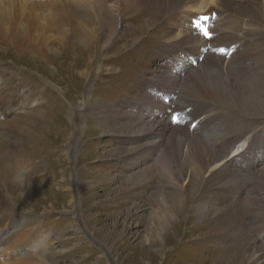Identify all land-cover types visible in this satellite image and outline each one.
Here are the masks:
<instances>
[{
    "label": "rangeland",
    "instance_id": "obj_1",
    "mask_svg": "<svg viewBox=\"0 0 264 264\" xmlns=\"http://www.w3.org/2000/svg\"><path fill=\"white\" fill-rule=\"evenodd\" d=\"M193 1L23 0L34 10L27 13V8L19 14V20H14V27L10 25L17 31L14 38H25L21 49L17 51L13 43L5 41L9 38L0 37V75L8 74L16 87L5 89L0 82V96L18 90L17 102L0 109V135L27 129V123L16 121L17 117L39 107L35 117H39L40 125L31 140L14 149L26 151L24 157L0 158V193L6 205L0 215V230L6 232L0 242V264H219L222 257V264H245V256L259 245L258 229L264 227V80L249 83L244 93L236 76L264 79V0H230L242 6L228 10L218 7L214 0L208 1L214 11L221 13L207 20L209 30L215 33L206 41L215 36L216 44L211 45L218 48L219 54L212 58L220 64L218 67L212 62L209 70L202 53L203 25H197V34L185 28L192 13H204ZM193 22L196 21L189 25ZM182 34L191 37L189 53L197 54L194 66L183 65L193 73L196 69L204 71V80L198 74L186 84V74H173L161 67L165 54L175 55L178 51L182 56L172 45L177 35L183 38ZM223 38L226 39L220 41ZM91 54L94 58L89 57ZM240 58L245 59L243 67ZM164 70L176 83L161 78ZM229 71L233 77L227 82L225 73ZM138 83L152 86V91L159 94L162 104L156 108L157 113L168 109L172 119L181 117L183 122L174 120L175 124L170 125H177L172 133L193 132L205 115L212 117L210 125L217 131L209 139L218 143V148L208 172L222 165L214 172V182L208 185L199 187L191 168L184 179L177 180L188 195L204 196L182 204L169 233L160 220L161 208L145 199V182L131 195H125L119 187V175L130 178L145 169V163L129 171L116 169L119 162L130 157L120 152L127 148L128 139L113 131L114 124L120 123L88 117L84 106L89 104L94 109L98 105L97 111L106 118L130 99L122 90ZM207 87L212 94L205 92L200 102L198 96ZM220 89L223 91H217ZM205 96L209 98L205 100ZM226 104L231 106L225 109ZM239 104L250 107L239 108ZM203 113L206 114L201 116ZM154 126L157 128L151 122L148 127ZM226 130L232 134L228 136L239 135L241 142H246L248 160L254 156L256 169L254 179L244 174L243 178L233 177L232 182L238 183L235 188L243 196L234 201L237 209L227 214L232 230L229 236L208 242L205 234L213 229L217 216L213 207L220 213L227 207L223 200L205 196L213 184L223 181V171L234 160L233 150L220 146ZM148 137L149 142H159ZM164 149L153 151L146 165L159 159ZM142 179L146 180V175ZM157 183L156 180L154 187H158ZM172 190L174 194L178 191ZM244 193L249 194L247 200ZM205 203L210 211L206 218H199V207ZM167 244L171 247L165 259L163 249ZM257 248L259 264H264V248Z\"/></svg>",
    "mask_w": 264,
    "mask_h": 264
},
{
    "label": "bare ground",
    "instance_id": "obj_2",
    "mask_svg": "<svg viewBox=\"0 0 264 264\" xmlns=\"http://www.w3.org/2000/svg\"><path fill=\"white\" fill-rule=\"evenodd\" d=\"M155 1L161 2L162 0H155ZM167 1H173V2L177 1L180 3V2L185 1V0H167ZM190 1H193V0H190ZM208 1L209 0H194L193 1L194 3H196L199 6V10L204 11V13H198V12L192 13L193 16L191 15L192 17L190 20L187 19L188 25H186L185 28H187V29L189 28V31L191 30L192 34H197L198 29H199V28H197V25L198 24L200 25V23L203 25V30H202V34H201L202 35V47H203L202 53H203V55L206 56L207 61H206L205 66L209 70L210 66H212V62L214 61L212 56L215 54L216 55L219 54V50H218V48L211 45L212 43L216 44L217 40L213 39L215 36L212 39H210L209 41H206L208 38L204 35V33L205 32L209 33L210 37H211V35H213L215 33L214 31L209 30V28H208L209 25L207 24V20L209 18H211V16L214 18L215 13L217 16H220L221 13L219 11H214L213 7H210V4L208 3ZM214 1L216 2V5L223 10H228L232 6H236L237 8H241V6H242L240 4H236V3L232 2L230 0H214ZM122 2H124V1H122ZM27 8H28L27 13H30L34 10L33 6H28V4L26 2H23V0H0V21L3 22L2 25H0V37L2 39L9 38V39H5V41H10V43H13L14 49H16L17 51H19L21 49V46L24 44L23 41L25 38L24 37L14 38L13 36H15L14 34L17 31H16V29H13L12 27H10V25H12L14 27V25H15L14 20L16 18H18L19 14L21 15L22 12H24ZM13 10H14V12H13ZM29 10H31V11L29 12ZM18 11H20V13ZM119 13H120V11L118 12V14ZM218 18H220V17H218ZM18 20H19V18H18ZM193 20H195L196 22L191 23V24H193L192 26L189 25L190 22H192ZM177 23H179V22H177ZM185 34H187V33H185ZM182 35H183L184 39L181 37V35H177L175 37V38H177V40L175 39L176 41H173V42L171 41L174 49L180 50L182 56L177 54L178 51H175V53L177 55L176 54L172 55V53L169 54L170 52L165 54L164 57L162 58L164 60V62H163V64H161V67H163L165 70L172 71L173 74H177L178 71H179V74L181 76L183 74H186L187 75V79H186L187 83L186 84L195 80L196 77L198 76V74L200 75V77H199L200 80H204L203 74L207 75L204 71H199L198 69H196L195 72L193 73L192 71H189V69H185V67L183 65L184 63H189L188 64L189 68H190V66H194V64L196 63L195 59L197 58V54L195 51L192 53H189L190 51H189L187 44H191L190 43L191 37H188V36L185 37L186 35L184 36V34H182ZM239 35L240 34H238L236 36L240 37ZM241 35H243V34H241ZM173 36H175V35H173ZM170 37H171V35H170ZM197 38L198 37L196 36V40H197ZM226 38L220 39V41H222ZM228 38H231V37H228ZM111 41L113 42L114 40H111ZM219 43H218V45L222 46ZM167 44H169V43H167ZM208 46H210L211 49H208ZM235 46H237V45H235ZM116 49L114 50V52H118ZM135 50H137V49H135ZM199 52H201V51H199ZM231 52H232V50H231ZM112 53H113V51H112ZM139 53H140V51H139ZM107 55L109 56V54H107ZM140 55L141 54H139V56ZM93 56L94 55L91 54L89 57L94 58ZM249 56H250V54H249ZM188 58H192L194 60H192V59L188 60ZM217 58H218V56H217ZM234 58H232V60ZM139 59H140V57H139ZM241 60H242L241 65L243 67V65H245L244 64L245 59L242 58ZM147 62H148V60H147ZM234 62H235V59H234ZM215 65L220 67L219 66L220 64H218V63H216ZM42 68H44V67L42 66ZM47 68H48V66L46 67V69ZM211 68H213V67H211ZM48 69H50V68H48ZM165 70L162 72L163 75L161 76V78H165V81H166V79L168 78V76H167L168 73H165ZM132 72L136 73V71H134V70ZM132 72L129 74V76L133 75ZM258 73L260 74L261 72H258ZM225 75H226V81L228 82V79L230 77H233V72L230 73V71H229L227 74L225 73ZM238 75H239V73H238ZM247 76L248 77L244 76L243 78H242V75H241V77L236 76L237 77L236 78L237 83L241 86V89H243L244 91L245 90L247 91V88H248L247 86L249 85V83H252L253 81H263L264 80L261 77L255 79L252 76H249V75H247ZM124 78H126V77H124ZM120 79H122V78H120ZM168 79H169V82H175L176 81L175 79H172V78H168ZM161 80H164V79H161ZM0 82H3L5 89L10 88V90H13L15 87L14 86V84H15L14 79H12L6 73L0 75ZM261 84H263V82ZM177 85H178V82H177ZM253 85H255V84H253ZM259 86H260V84H259ZM151 87L152 86H150V85H147V84L142 85L141 83H138V85H136L133 88L130 87L128 89L127 87H125V89L122 91L126 92V95L130 96V99L127 101H124L122 103L123 105H119L116 108V110L114 111V114L111 113L106 118H104L105 116H101V114H99V112L97 111L99 108L98 105L94 106V109H92V107H90L89 104H84V103L83 104L86 108V114L88 113L87 114L88 117H92V118L97 117L99 120L101 119L105 123H109V122H113V121H114V123H118V124L120 123L119 125L114 124L113 131H114V133H118V134L123 133L124 137H126L128 139V142L126 144L127 148L122 149L120 152L122 154L130 155L131 158L129 157V158H127V160L119 162L118 163L119 168H116V169L119 172H121V170L129 171V170L134 169L135 167H138L139 164H141V166H142L144 163H145L144 164L145 169L141 170L138 176L136 175V176H132L130 178L125 176V174L119 175V178H120V180H119L120 186L119 187H120L122 193H124L125 195H131L132 194L131 192H133L132 190H135L138 186H141L143 184V182H145L146 183L145 185H147V188L145 190L147 195H145V197H146L145 199H146V201H150V202L154 203L155 208H157V209L161 208L163 214L161 215L160 220L162 221L163 225H164V223L166 224V226L164 225L163 228H164V230H168V233H169L170 227L173 225L175 218L178 217V213H181L180 210L183 208L182 204L183 203L186 204L187 203L186 201H189L192 198L193 199L196 198V200H197L198 198L204 196V194H198L199 196L197 195L196 197H195L196 194L192 195V196L188 195L186 193L187 191L184 190V188L181 186L180 182L177 180L178 179H184L186 170L191 168L192 176L195 177V179L198 183V186L201 187L203 185H208V184L214 182V177H215L214 172L222 164H220L219 166H216L215 170H210V172H208L211 165H213L212 162H213V159L216 155L215 150H216V148H218L217 147L218 143L215 144V143L209 141V139H211V137L213 136L211 134H213V133L217 134V131L215 129H212L213 127L210 125V123H212V120H211L212 117H208L205 115L206 113H203L201 116H203V115H205V116L197 122V124L195 125L196 126L195 130L193 132L186 131V133L181 134V135L180 134H174V133H172V132H174L173 129H175L173 127H175L177 125H174L171 127H170V125L172 123L175 124L173 122L174 120H177V123H180L182 121V119L180 116L172 119V117H170V115H169L168 109H167V112H166V110H164V111H162V113H157V111L159 109H156V108H159L162 103H160V101H159V94L157 93V91H152L153 88L151 89ZM169 87H170V84H169ZM196 88H200V87L197 86ZM15 89H16V87H15ZM217 91H223V89L222 90L220 89ZM246 91L244 93H246ZM248 91H249V89H248ZM205 92H206V95H208V96H210V94H212L209 87H207L205 90L203 89V91H201L199 96H198L199 98L197 97L200 102H202L201 97H204ZM253 92L254 91L252 90V93ZM4 93H5V95L0 96V109L3 108L5 106V104H9V103L11 104V103L17 102L18 90L17 91L15 90L12 94H9V95L7 94V92H4ZM197 93H198V91H197ZM184 97H186V96L184 95ZM207 98H209V97L205 96V100H207ZM91 106H93V103H91ZM112 106H114V104ZM230 106L231 105L226 104V105H224V108L226 109ZM238 107L239 108H244V107L249 108L250 106L239 104ZM40 109H41L40 107L36 108V109H31L26 113V115L24 117L23 116L17 117L16 121L27 123L26 124L27 129H25L23 131H19V129H15L16 131H10L8 135H5V136L0 135V158H3L5 155L20 158V157H24L27 154L26 151H15L14 149L17 147H21L22 145L26 144L34 136V133L37 132L38 126L40 125L39 124L40 121H39V117H35V113L37 111L40 112ZM33 115H34V117H33ZM201 116H200V118H201ZM107 118H109V119H107ZM151 122L152 123L154 122L157 125V128H156V126H154L153 128H149L148 126H149V123H151ZM191 127H192V125H191ZM0 131H3V130H0ZM224 133L226 136L224 137L225 139L222 141L223 143H220V146L222 145V147L226 151L233 150L232 151L233 152L232 157L234 160L230 163V165H228V167L224 171L220 170V171H223V173H222L223 181L213 184L212 185V191L205 193V196H208L210 199H212V200H213V198H216L217 200L221 199L224 202H226V204H227V207H226V210H224L225 211L224 213H220V211H219V209H217V207H213V210L217 211V216L216 217L214 216L215 219H214V222H212V223H214L213 229L209 230L205 234L206 240L208 242H210V240L215 241L214 240L215 237L225 238L232 230V227L230 224L231 222H229L230 217L227 214L232 213V211L234 212L235 208L237 207L234 205V201L237 199L239 200L240 199L239 197L241 196V198H242V196H243V192L241 193L239 190H237V188H235V187H238V183H235L234 181L232 182L233 177L243 178L241 174H244V175H246L245 177L247 179H249V180L254 179V172L253 171L256 169L255 164L253 163V160H252V158L254 156H252V158H250L248 160V158H249L248 151H245L246 150L245 149L246 142H241L239 135L233 136V137L228 136V135H232L231 133H229L228 130H226V132H224ZM148 135L153 136L154 138L158 139L159 142H153V143L149 142L150 141L149 139H151V138L148 137ZM212 138H214V137H212ZM138 144H140V145L138 146ZM157 144H159V145H157ZM163 147H165V149H164V152L161 153L162 157L160 156L159 159H154L152 165H146L148 162L147 161L148 158H150L151 157L150 155H152V152L156 151L157 149H161ZM217 156H219V155H217ZM247 163H249V164H247ZM245 165H249V166L245 167ZM207 173H208V175L206 176ZM133 174H135V173L133 172ZM145 175H146L147 179L143 180L142 177H144ZM155 179L158 181V183L156 184L158 187H154V184L156 181ZM130 181H135V183L131 187H129L127 185L128 182H130ZM232 183H233V185H231ZM167 185H169L170 188H167L168 187ZM133 186L135 187L134 189H132ZM174 188H176V190H178V191H176L175 194H174V190H172ZM247 192H249V191L247 190ZM142 194H144V193H142ZM244 194H246V197L244 199L247 200L249 194L248 193H244ZM136 195H138V194H136ZM212 202H214V201H212ZM217 203H219V202H217ZM188 204H189V202H188ZM209 204L213 205L212 203H209ZM207 205L205 203L203 205V207H201V208L199 207V211H198L199 218H206L207 217L206 213L208 211H210V209L207 208ZM238 207H239V204H238ZM5 210H6V205H5L2 194L0 193V215L3 214ZM155 213L157 216V212H155ZM160 213H159V215H160ZM153 218H155V217H153ZM157 220H158V218H157ZM258 230H259V234H258L259 245L257 247L264 248V243H263L264 242V227H261ZM5 233L6 232H3L2 230H0V242L2 241ZM191 234H192L191 232L187 233V235H191ZM176 236H178V235L176 234ZM166 240H168V238ZM170 247L171 246L168 244L166 246H164L163 251H165V255H166L165 259H167L169 257L168 248H170ZM257 247H252L251 252L247 256H245L246 257L245 264H259L261 262V258H259V256L257 255L259 252ZM221 252H223V248H221ZM211 257L212 256L210 255V257H208V258L210 259ZM222 259H220L222 262L218 259L219 264L223 263L224 257H222Z\"/></svg>",
    "mask_w": 264,
    "mask_h": 264
},
{
    "label": "snow or ice",
    "instance_id": "obj_3",
    "mask_svg": "<svg viewBox=\"0 0 264 264\" xmlns=\"http://www.w3.org/2000/svg\"><path fill=\"white\" fill-rule=\"evenodd\" d=\"M204 35H205L207 38H211V37H210V34L207 33V32H205ZM221 52H223V50H221Z\"/></svg>",
    "mask_w": 264,
    "mask_h": 264
}]
</instances>
